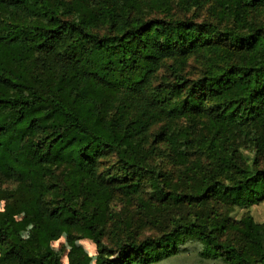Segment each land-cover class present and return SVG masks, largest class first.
<instances>
[{
    "label": "trees",
    "instance_id": "1",
    "mask_svg": "<svg viewBox=\"0 0 264 264\" xmlns=\"http://www.w3.org/2000/svg\"><path fill=\"white\" fill-rule=\"evenodd\" d=\"M206 5L231 28L172 13ZM260 17L264 0H0V198L32 221L25 238L0 210V264H63V234L68 264H87L86 237L94 264H159L187 241L207 264H264V223L222 208L264 201Z\"/></svg>",
    "mask_w": 264,
    "mask_h": 264
},
{
    "label": "rangeland",
    "instance_id": "2",
    "mask_svg": "<svg viewBox=\"0 0 264 264\" xmlns=\"http://www.w3.org/2000/svg\"><path fill=\"white\" fill-rule=\"evenodd\" d=\"M208 8L209 5H206L202 8H194L189 12H184L182 9L175 7L174 10H172V13L174 17L177 18H185V19L189 18L198 22H203V21L212 22L213 24H217V26L221 31L231 28V24H232L231 22H227V21L219 22L217 17H213L210 15ZM261 18L264 19L263 17H260V19ZM195 64H196L195 61L193 60L190 61L191 66ZM161 152H158V155L153 159L152 162L153 165H156L159 169L165 172L168 173L173 172V175L175 177L177 171L176 168L170 162L168 156L165 153H161ZM110 161L114 162L115 158L110 157ZM12 187H14L13 183L3 182L2 180H0V188L10 189ZM23 190L24 192H26L27 189L26 190L23 189ZM142 194L146 195L144 192ZM10 206L15 208L12 209L15 228L20 232V234L23 237L26 238L28 236L30 228L32 227V221L25 217L23 211L18 207L16 201H11L9 205L7 201L0 198V210H8L10 209ZM226 206H223L222 208L223 209L226 208L227 215L231 218L230 220H232L233 222L239 221L244 215L250 214L256 222L264 223V201L248 207H241L232 204ZM111 208L121 217H124V211L129 212L130 215H134L136 218L142 215V213L138 211L136 203L133 202L131 204H128L126 201L121 199L114 200L113 203L111 204ZM161 232L162 231H160L158 227L154 226V224H149L140 230V233L138 234V238L144 239L145 237L157 236ZM104 242L108 249L115 250V247L112 245L110 239L105 238ZM52 247L55 251H57L61 255L62 263L68 264V253L70 252L72 247L68 243L67 234H63L58 240L54 241L52 243ZM74 247L80 248L83 251V253L86 254L87 264L95 263L97 257V248L91 237H86L83 239L76 240L74 243ZM116 256H117L116 253L111 254L112 258ZM207 263L208 262H203V260L199 256L196 245L194 243L190 244V242L187 241L185 245H183V248L179 254L159 264H207Z\"/></svg>",
    "mask_w": 264,
    "mask_h": 264
}]
</instances>
